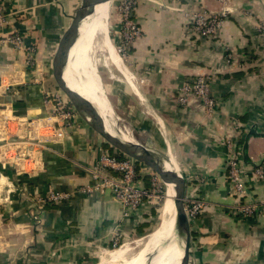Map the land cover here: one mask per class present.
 I'll use <instances>...</instances> for the list:
<instances>
[{"label":"crops","instance_id":"crops-1","mask_svg":"<svg viewBox=\"0 0 264 264\" xmlns=\"http://www.w3.org/2000/svg\"><path fill=\"white\" fill-rule=\"evenodd\" d=\"M132 1L141 34L129 44V62L118 59L109 39L118 59L110 64L126 79L144 121L149 142L136 141L184 177L185 197L208 204L190 222L188 264H264V177L245 179L260 211L241 216L233 208L225 164L230 141L240 166L264 168V0ZM80 3L0 0L9 13V23L0 27V94L20 89L11 104L0 103V264L112 262L114 252L125 255L130 242L150 236L149 202L119 223L120 205L109 192L77 191L91 182L88 170L107 145L80 117L58 138L59 123L43 104L45 93H57L44 85H51L53 54ZM196 10L221 19L214 36L191 33ZM13 30L33 43L30 60L1 41ZM199 76L207 78L212 112L196 97L185 106L176 102L178 87ZM51 190L71 196L41 201Z\"/></svg>","mask_w":264,"mask_h":264},{"label":"built area","instance_id":"built-area-1","mask_svg":"<svg viewBox=\"0 0 264 264\" xmlns=\"http://www.w3.org/2000/svg\"><path fill=\"white\" fill-rule=\"evenodd\" d=\"M134 1L122 0L119 6L122 12L121 21V41L118 52H125L128 44L139 37L141 32L136 22L131 17V10ZM7 9L0 4V27L9 23ZM191 33L197 39H206L214 36L222 25L221 19L205 10H196L190 16ZM1 41L10 44L16 51L26 53L28 60L34 51L33 43L27 41L25 37L16 30L7 32ZM206 77L199 76L192 82L182 83L177 89L176 102L185 105L190 97H196L202 101L203 106L210 112L214 111L216 103L210 97L209 86ZM43 104L49 108V115L57 119L59 123L57 137L61 138L66 129H72L78 122L79 116L67 99H63L59 93H45ZM228 153L225 156L227 168V178L230 183L231 196L236 200L233 206L234 211L241 216L257 215L260 208L257 203L250 199L245 179L251 176L254 179L264 177V168L258 166L253 170L244 168L238 164L233 148L234 143L228 141ZM145 166L137 165L130 158L117 159L104 151L99 155L96 163L88 170L91 182L87 185L78 187L77 191L85 194H104L109 192L120 205V215L118 222H123L127 217L136 214L141 206L147 202H152L153 195L156 193L155 183L159 177L153 172L148 173ZM156 177H154V175ZM147 177L148 187L145 186L143 178ZM160 180V179H159ZM70 192L51 190L41 201L46 203H59L69 199ZM184 207L189 223L206 211L208 204L196 198L185 197ZM113 247L118 243L119 233L115 227L113 233Z\"/></svg>","mask_w":264,"mask_h":264},{"label":"bare ground","instance_id":"bare-ground-1","mask_svg":"<svg viewBox=\"0 0 264 264\" xmlns=\"http://www.w3.org/2000/svg\"><path fill=\"white\" fill-rule=\"evenodd\" d=\"M110 9V3L95 7L94 14L88 17L80 26L77 40L71 48L69 56L62 59L61 67L65 82L86 104L90 105L103 118L106 131L113 136L119 137L121 140L129 141L131 140L129 135L115 128L112 123L111 108L105 99L99 77L94 68L93 55L96 49H104L107 57L115 65H118V59L108 38L109 27L107 19ZM172 197V187L166 185L160 225L150 234L148 242L145 243L144 248L139 253L140 255L124 261L122 260V256L125 252L119 250L112 255V261L120 260V264H145L142 258H140L145 252L146 255L150 256L146 264L180 263L182 252L173 230L172 216H170L173 211Z\"/></svg>","mask_w":264,"mask_h":264},{"label":"water","instance_id":"water-1","mask_svg":"<svg viewBox=\"0 0 264 264\" xmlns=\"http://www.w3.org/2000/svg\"><path fill=\"white\" fill-rule=\"evenodd\" d=\"M110 1L111 0H81L79 7L71 17L69 26L63 32L57 43L50 65L51 77L58 90L66 97L77 115L106 145L121 155L147 167L159 177L164 185H170L172 187L174 209L171 222L182 252L179 264H188L191 230L184 207L186 185L184 177L172 169L166 161L153 150L133 140L124 141L108 133L105 129V121L103 118L77 95V93L65 82L63 77L61 61L69 56V52L77 40L80 26L88 17L94 14L97 5L109 3ZM16 91L20 92V89L14 90L9 87L5 93L0 94V103L11 104V97Z\"/></svg>","mask_w":264,"mask_h":264},{"label":"rangeland","instance_id":"rangeland-1","mask_svg":"<svg viewBox=\"0 0 264 264\" xmlns=\"http://www.w3.org/2000/svg\"><path fill=\"white\" fill-rule=\"evenodd\" d=\"M120 4L121 1H117L116 3L112 4L108 14L107 20L109 27V39L113 45V48H115V52L117 53L116 55L118 59H120L121 62H129V59L127 58L128 55L127 53L130 43L128 44V47L126 48L125 52H118V48L120 46V41H121V36H120L122 30L121 26L123 25V22L121 21L122 12L120 11L119 8ZM93 59H94L95 72L99 77L100 85L102 87L103 93L105 94V99L107 100L111 108L112 117H113L112 123L114 124V127L128 134L131 140L135 142H138L136 141V138L137 139L140 138V140H145V142L148 143L149 138L147 132L141 131L143 130L142 122L144 123V121H142L141 118L140 119L137 118V113L135 112L134 109V108L137 109L135 104L136 102L134 101L131 92L128 90L126 79L124 80L122 78V75H120L119 72L116 69H114V67L110 64L111 63L110 59L107 57V53L106 51H104V49H98V50L96 49L95 54L93 55ZM107 65L108 67H106ZM49 73H50L49 75H50L51 85L45 84L44 85L45 90L47 92H50L53 91V89H56L57 93H59L62 96V98L65 100L66 97L60 92V90H58L54 80L51 77L50 71ZM134 73H135L134 70L130 69V74L137 80V82H135L132 79V84L137 89L140 82L138 81V77L135 76ZM128 76L129 75H127V77ZM185 105H181V106H185ZM146 171L148 173H153L150 169H147ZM154 177L156 176L154 175ZM157 181L158 182L155 183L156 193L153 195V198L151 200L152 202H150L152 209H155L157 211V215H155L153 217L154 219L150 222L151 227L150 229H148L149 231L145 233V236L147 234H151V232H153V230L156 229V227H159L158 225L160 224V218H161L160 216L162 211L161 209H162V204L165 200L166 185H164L159 179H157ZM150 213H151V209H150ZM172 215H173V211L170 216ZM147 238L143 237L136 243L130 242L128 246L130 250L126 252L125 255L122 256V260L124 261L129 260L131 258L140 255L139 253L142 251L144 244L147 241L146 240ZM113 248L117 249V247H113ZM140 258H142V260L146 264L149 261L150 256L146 255V253L144 252ZM92 264H120V260L115 262L114 261L106 262L105 260H102Z\"/></svg>","mask_w":264,"mask_h":264},{"label":"trees","instance_id":"trees-1","mask_svg":"<svg viewBox=\"0 0 264 264\" xmlns=\"http://www.w3.org/2000/svg\"><path fill=\"white\" fill-rule=\"evenodd\" d=\"M107 150H108V154L111 155V156H114L116 157L117 159H123V158H126L125 156L121 155L120 153H118L117 151H115L114 149L110 148L108 145H107ZM137 165H140L139 163H137ZM147 177L145 176L143 178V182L145 184L146 187H148V181L146 179ZM149 209H151V216H155L157 215V211L155 209H152V206L150 205L149 206Z\"/></svg>","mask_w":264,"mask_h":264}]
</instances>
